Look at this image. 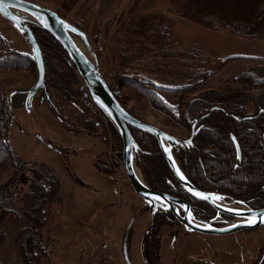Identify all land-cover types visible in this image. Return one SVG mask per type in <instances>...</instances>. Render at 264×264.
Instances as JSON below:
<instances>
[{
	"label": "rangeland",
	"instance_id": "rangeland-1",
	"mask_svg": "<svg viewBox=\"0 0 264 264\" xmlns=\"http://www.w3.org/2000/svg\"><path fill=\"white\" fill-rule=\"evenodd\" d=\"M28 1L53 9L70 23L78 25L98 55L105 77L115 74L118 66L127 65L126 71L134 68L130 72L151 76L150 80L161 84L168 73L177 79L186 72L189 64L184 57L188 50L190 53L203 51L215 59L236 56L219 67L213 76L203 78L209 87L222 88L254 59H264V34L249 38L252 32L248 31L246 35L242 31L241 35H236L233 25L235 21L253 19L263 13L264 0L262 3H258L259 0ZM215 13L223 19H215ZM213 23L217 28L212 29ZM0 35L4 38L0 39V52L10 50L33 55L27 37L1 15ZM122 53L124 56L120 58ZM194 61L204 62L203 58H198L192 60L191 65H198ZM218 66L213 62L208 69ZM260 70L264 72V67ZM37 78L34 69L1 71L0 86L4 95L9 97L17 90L33 87ZM173 94L166 95L172 99L181 96ZM41 96L42 93L37 94L30 108L14 106L10 139L17 167L11 186L1 190L6 180L0 182V208L12 210L11 216L0 226V263L19 262L15 239L18 231L30 222L28 213L35 200L29 197V192L44 164L60 175L62 187L51 206L52 219L45 232L49 258L42 264H101L97 259L94 261V257L101 256L99 252L90 250L89 239L93 232L98 239L106 240L105 245L112 255L110 261L104 257L107 264H122L117 255L119 235L124 234L125 226L134 219L131 261L132 264H145L141 244L148 218L140 220L144 202L128 180L123 165V148L120 160L119 146L107 125L99 128L97 124L85 123L81 132L84 135L69 132L50 106L42 104ZM127 108L138 119L172 135L179 138L189 136L145 102L130 100ZM103 133L106 147L101 144ZM99 166H108L111 172H102ZM263 238L262 229L212 237V241L190 235L177 242V247H181L174 257L171 256V264H253L262 255Z\"/></svg>",
	"mask_w": 264,
	"mask_h": 264
},
{
	"label": "trees",
	"instance_id": "trees-1",
	"mask_svg": "<svg viewBox=\"0 0 264 264\" xmlns=\"http://www.w3.org/2000/svg\"><path fill=\"white\" fill-rule=\"evenodd\" d=\"M258 3H262V0ZM214 17L223 19L217 17L216 13ZM242 20L233 23L236 35H241L242 31V34L248 35L249 31L253 32L249 38L259 36L256 33L259 30H253L252 27L255 26L250 23L254 19ZM75 26L79 28L78 25ZM31 27L42 50L46 84L52 99L48 98L46 88L43 87L37 92L42 93V104H48L56 118L73 134L84 135L81 132L85 123L97 124L99 128L107 125L119 146L122 160V138L118 130L103 113L96 111L97 108L95 109L96 106L88 96L84 82L66 50L46 30L36 25ZM215 28L217 27L213 23L212 29ZM0 39L4 40L1 35ZM198 58H203L204 62L194 61L198 65H191L192 60ZM233 58L236 56L215 59L206 52L190 53L188 50L184 57L188 61V69L184 74L178 75L180 78L174 79L168 73L166 79L157 84L150 80L151 76L130 72L134 68L126 71L127 65H117V72L104 78L127 111L128 101L145 102L189 135L194 123L200 120L193 142L175 150L183 171L201 188L227 194L232 199L243 201L252 209H260L264 208V72L259 69L264 67V59H254L222 88L209 87L203 79L213 76L219 67ZM213 62L219 66L209 70L208 66ZM31 69L37 72L33 56L10 50L0 52V72H23ZM191 69L195 71L193 74ZM172 93L181 96L172 99ZM191 93L193 95L189 97ZM16 105H26V94H15L9 104L0 86V182L6 180L1 190L13 184L17 167L10 139ZM130 130L139 146L135 152V163L147 185L162 191L173 188L169 182H173L174 177L156 138L133 127ZM104 133L101 144L106 147ZM99 167L102 172H111L108 166ZM61 187L60 175L52 167L42 164V169L37 172V180L32 183L29 192V197L35 200L28 213L30 222L18 231L15 239L18 264H42L43 260L49 258L45 232L52 219V203L58 199ZM0 210L1 226L11 216L12 210L7 207ZM155 229L156 227L153 231Z\"/></svg>",
	"mask_w": 264,
	"mask_h": 264
},
{
	"label": "water",
	"instance_id": "water-1",
	"mask_svg": "<svg viewBox=\"0 0 264 264\" xmlns=\"http://www.w3.org/2000/svg\"><path fill=\"white\" fill-rule=\"evenodd\" d=\"M4 4L6 5V8L4 11H0V15L10 21L27 37L32 47L33 57L38 72V78L35 85L26 90L20 89L10 94L9 97H7L9 104H11L12 97L15 94L23 93L26 94L25 106L30 108L35 95L43 87L46 88L48 98L52 101L45 79L46 70L42 50L31 27V25H36L49 32L61 43L81 76L84 86L88 91V96L91 98L95 106L118 130L122 138L123 165L128 180L137 195L149 205L152 219L153 215L158 210L167 209L174 210L175 214L179 217V214L177 213L178 208L172 204L173 202L185 207L187 212L189 210L192 212V209L185 201L150 188L142 177L141 172H139L140 176H138L136 172L138 167L135 163V152L139 149V146L130 127L150 133L156 138L169 168L187 192L199 199L207 201L218 211L234 218L232 222L225 226L215 227L210 222L202 220L196 216L193 217V221L187 218L182 219L180 217V220L191 232L228 235L246 229L264 227V217L260 216V213L264 212V208L252 209L246 203L236 200H232L227 204L219 205L215 201H224L226 198L225 196L198 189L190 182L181 168L175 155V149H179L182 146L189 145L193 142L196 134L195 128L200 120H197L194 123L191 136L188 139H182L155 125L138 119L127 111L113 94L101 71L98 55L94 51L89 42L88 36L84 31L70 23L57 11L42 7L28 0H4ZM197 193L200 195H197ZM203 197H207V199ZM217 197H219V199H217ZM252 218H255L254 223L249 222ZM152 222L154 223V219ZM153 223L151 227H153ZM263 261L264 256L262 257L260 264H262Z\"/></svg>",
	"mask_w": 264,
	"mask_h": 264
},
{
	"label": "flooded vegetation",
	"instance_id": "flooded-vegetation-1",
	"mask_svg": "<svg viewBox=\"0 0 264 264\" xmlns=\"http://www.w3.org/2000/svg\"><path fill=\"white\" fill-rule=\"evenodd\" d=\"M192 131H191V134H192ZM195 132H196V128H195ZM191 134L187 138H182V139H188L191 136ZM171 174L173 175L174 180L173 182H169V183L172 184L173 188H170L168 191H162V190H157V191L166 193L177 199L185 201L186 203L190 205L192 212L190 210L187 212V209L185 207H183L182 205L178 203L173 202L172 204L178 208L177 213L179 214V217L175 214L174 210L172 209L158 210L153 215V219H154V223H153L152 222L153 219L150 215L149 205L141 198L144 202V205L140 209V214H139L140 220L148 218V225L145 229L144 236L142 239V244H141V253H142V257H143L145 264H171L172 257H174L175 253L181 247V246L177 247V242H180V241L182 242L185 237H188L190 235H199L201 237L208 239L209 241H212L210 240L212 237L228 236V235H233L237 233L238 234L239 233H249L250 231H254V230L260 231V229L264 231V227H260V228H255V229H246V230L233 233V234H228V235H213V234H203L199 232H191L185 226V224L180 220V217L182 219L187 218L193 221L194 220L193 217L196 216L202 220L210 222L215 227L225 226L229 224L230 222H232L234 218L223 212L218 211L212 204L208 203L207 201L199 199L196 196L187 192L182 187V185L179 183V181L177 180L176 176L174 175L172 171H171ZM187 178L190 180V182L195 187H197L198 189L202 191L217 194L220 196H225L226 198L224 201L223 200L215 201L219 205L227 204L231 202L232 200H235V199L230 198L227 194H224V193H221L215 190H208L206 188L205 189L201 188L197 186L188 176ZM236 201H240V200H236ZM143 209L145 210L143 211ZM189 213H191V215H189ZM135 220L136 219L132 220V222L128 226L127 225L125 226L123 235H119L120 237H119V242H118L117 255H118V259L120 260L122 264H132L131 240H132V233L134 231L133 230L134 228L132 229L131 227L132 225H134ZM152 223H153V227H151ZM155 227L156 229L153 231ZM89 241L91 243V248L93 249L94 253L99 252L98 254L101 255V256H96L97 258L94 257V261L97 259L100 261L101 264H107L108 263L107 260L110 261V259L112 258V255H109V251L107 250L108 247L107 245H105L106 244L105 238L98 239L97 235H95V233L93 232V236L92 238H90ZM262 241L264 242V238L262 239ZM104 254L106 255L104 256ZM263 256H264V244H263L262 255L260 256L259 260L254 262L253 264H260ZM104 257H107L108 259L106 260ZM262 264H264V261L262 262Z\"/></svg>",
	"mask_w": 264,
	"mask_h": 264
},
{
	"label": "crops",
	"instance_id": "crops-1",
	"mask_svg": "<svg viewBox=\"0 0 264 264\" xmlns=\"http://www.w3.org/2000/svg\"><path fill=\"white\" fill-rule=\"evenodd\" d=\"M254 19V22H251L252 24H253V26H255V27H252V28H254V29H263V31L261 32V31H259V32H256V33H258V34H264V12L262 13H259V15H257L255 18H253ZM246 30H248V29H246ZM249 33V32H248ZM253 33V32H252ZM90 240V239H89ZM89 243H90V241H89ZM90 250L91 251H93V249L92 248H90ZM94 252V251H93ZM93 256H95V254L93 255Z\"/></svg>",
	"mask_w": 264,
	"mask_h": 264
},
{
	"label": "snow or ice",
	"instance_id": "snow-or-ice-1",
	"mask_svg": "<svg viewBox=\"0 0 264 264\" xmlns=\"http://www.w3.org/2000/svg\"><path fill=\"white\" fill-rule=\"evenodd\" d=\"M6 8V5L4 4V0H0V11H4V9ZM190 143V141H189ZM197 195H200L199 193H197ZM205 199H207V197H203ZM217 199H219V197H217ZM189 215H191V213H189ZM261 217H264V212L260 213ZM250 223H254L255 222V218H252L251 220H249Z\"/></svg>",
	"mask_w": 264,
	"mask_h": 264
},
{
	"label": "bare ground",
	"instance_id": "bare-ground-1",
	"mask_svg": "<svg viewBox=\"0 0 264 264\" xmlns=\"http://www.w3.org/2000/svg\"><path fill=\"white\" fill-rule=\"evenodd\" d=\"M136 172H137L138 176H140V173H139V170L138 169H136Z\"/></svg>",
	"mask_w": 264,
	"mask_h": 264
}]
</instances>
